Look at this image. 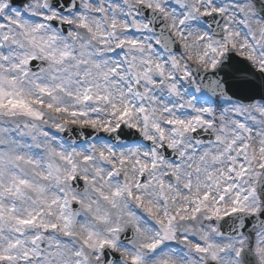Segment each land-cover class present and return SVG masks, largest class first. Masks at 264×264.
Listing matches in <instances>:
<instances>
[{
  "label": "snow or ice",
  "instance_id": "obj_1",
  "mask_svg": "<svg viewBox=\"0 0 264 264\" xmlns=\"http://www.w3.org/2000/svg\"><path fill=\"white\" fill-rule=\"evenodd\" d=\"M0 264H264V0H0Z\"/></svg>",
  "mask_w": 264,
  "mask_h": 264
}]
</instances>
